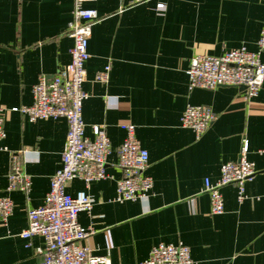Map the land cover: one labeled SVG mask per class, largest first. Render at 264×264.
I'll use <instances>...</instances> for the list:
<instances>
[{
  "label": "crops",
  "instance_id": "0c3cea01",
  "mask_svg": "<svg viewBox=\"0 0 264 264\" xmlns=\"http://www.w3.org/2000/svg\"><path fill=\"white\" fill-rule=\"evenodd\" d=\"M85 8L98 13L86 64L85 134L94 139L96 128L105 131L111 152L107 178L88 188L75 179L67 187L71 195L86 191L95 200L91 213L78 216L83 227L95 230L83 244L112 264L144 261L160 243L189 246L194 264H264V85L249 100L240 87H189L195 55L220 56L241 47L258 51L264 0H94ZM73 9L74 0H0V105L7 109L3 144L9 149L0 152V197L10 196L15 204L9 219L0 220V264L44 261L39 252L44 238L24 239L21 233L29 209L43 204L61 167L68 123L31 122L19 110L33 103L41 75L52 77L70 63ZM108 65L109 81L97 82ZM188 105L216 113L199 139L181 124ZM125 124L136 126L149 152L146 173L154 188L146 198L118 202ZM242 145L256 167L246 198L240 202L237 187L225 186V211L212 214L205 181H217L222 165L236 161ZM11 151L22 152L31 177L27 193L6 190Z\"/></svg>",
  "mask_w": 264,
  "mask_h": 264
},
{
  "label": "built area",
  "instance_id": "2783aa9c",
  "mask_svg": "<svg viewBox=\"0 0 264 264\" xmlns=\"http://www.w3.org/2000/svg\"><path fill=\"white\" fill-rule=\"evenodd\" d=\"M94 0H74L73 19L68 26V35L73 40L70 50L71 61L61 67L52 77L41 75L34 86V100L24 105L19 112L31 122L38 120L66 119L68 133L61 167L51 178L50 189L42 205L28 211V227L21 236L31 239L43 237L45 246L39 249L44 256L43 264H112L109 256L95 254L83 244L94 235L93 227L85 228L79 223L81 212L91 213L95 200L86 191L75 195L67 192V187L75 179L84 181L86 187L93 181L107 178V158L111 143L105 131L96 128L95 138L85 134L83 105L89 98L84 89L87 79L86 64L92 27L98 21L94 9L85 4ZM149 0H131L132 4ZM160 9L162 6L159 7ZM258 51L245 47L226 51L220 56L195 55L189 69L190 89L215 90L219 87H244V95L249 100L257 97L264 85V25L258 41ZM111 66L108 65L96 75V81L106 84L110 79ZM7 109L0 105V152L9 151L3 144L6 138L5 123ZM216 119L211 107L188 105L182 117L183 127L194 132L199 139ZM126 137L118 148L119 167L123 176L117 183L115 200L134 201L148 197L154 188V180L146 171L150 155L136 137V126H121ZM245 142V140H244ZM261 153L264 150L260 151ZM21 153L10 152L11 164L6 190L29 192L31 177L24 169ZM256 174L255 164L248 160L247 149L242 145L236 161L221 167V175L215 182L205 181V191L210 196L212 214L225 211L221 189L235 185L239 200L246 198V183ZM14 201L10 196L0 197V220L6 222L14 211ZM189 246L160 243L155 245L149 257L137 264H194Z\"/></svg>",
  "mask_w": 264,
  "mask_h": 264
},
{
  "label": "water",
  "instance_id": "95a60500",
  "mask_svg": "<svg viewBox=\"0 0 264 264\" xmlns=\"http://www.w3.org/2000/svg\"><path fill=\"white\" fill-rule=\"evenodd\" d=\"M241 89H244V87H241Z\"/></svg>",
  "mask_w": 264,
  "mask_h": 264
}]
</instances>
